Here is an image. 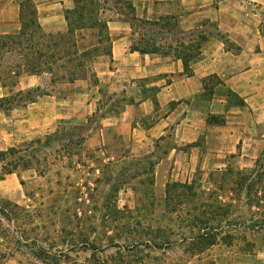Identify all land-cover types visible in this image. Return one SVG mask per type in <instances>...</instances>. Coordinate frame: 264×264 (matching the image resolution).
Masks as SVG:
<instances>
[{"label": "rangeland", "instance_id": "rangeland-1", "mask_svg": "<svg viewBox=\"0 0 264 264\" xmlns=\"http://www.w3.org/2000/svg\"><path fill=\"white\" fill-rule=\"evenodd\" d=\"M127 2L132 0H107L102 18L130 20ZM93 42L94 32H86L82 43ZM14 59L4 55L1 62ZM92 68L93 62L87 77L73 84L25 73L3 76L5 86L0 80V151L13 149L3 156L0 174L1 165L16 166L9 184L13 201L22 193L18 205L0 197V264L9 255L16 264H264V216L245 205L244 189L238 195L223 182L217 190L219 200L234 205L223 223L234 238L206 246L198 242L201 228L187 220L198 199L166 202L161 183H149L146 157L129 155L128 139L105 130L104 146L85 141L100 130L101 115L122 105V93L96 83ZM227 94L229 102L240 103ZM256 159L264 160V137L260 153L244 165L230 159L220 170L199 169L194 189L218 188L220 172L231 169L226 179H233L236 169L257 167Z\"/></svg>", "mask_w": 264, "mask_h": 264}, {"label": "crops", "instance_id": "crops-1", "mask_svg": "<svg viewBox=\"0 0 264 264\" xmlns=\"http://www.w3.org/2000/svg\"><path fill=\"white\" fill-rule=\"evenodd\" d=\"M20 1L0 0V35L19 29ZM32 1L45 33L66 31L64 12L73 0ZM132 6L136 17H168L178 29L155 33L156 43L165 44L162 51L140 53L130 49L138 36L130 21L107 19L110 55L94 58L93 75L96 83L122 93V105L112 115H101L100 130L85 141L104 146L105 130L128 139L129 155L146 157L149 183H161L165 196L169 182L200 181L199 169L220 170L230 159L244 165L256 157L264 137V0H132ZM200 31L207 38L190 64L192 74L186 75L174 47ZM86 32H94L95 42L82 43ZM96 38L94 29L78 36L84 47L95 45ZM76 81L81 79L70 83ZM228 91L242 103L229 102ZM213 114L224 119L216 123ZM14 176L0 179V197L13 201L9 184ZM21 195L15 205L21 204ZM3 260L16 264L12 255Z\"/></svg>", "mask_w": 264, "mask_h": 264}, {"label": "trees", "instance_id": "trees-1", "mask_svg": "<svg viewBox=\"0 0 264 264\" xmlns=\"http://www.w3.org/2000/svg\"><path fill=\"white\" fill-rule=\"evenodd\" d=\"M106 1L73 0V6L64 12L67 24L66 31L45 33L37 21L34 2L21 0L19 29L16 32L0 35V80L3 79V76L18 77L22 73L38 76L47 75L49 76V83L52 84L56 80L73 82L77 79L86 78L96 56L104 53L110 55L111 39L108 34L107 19L101 16V12L104 10L103 3ZM126 7L130 15L131 27H139L137 29L139 30L138 36L132 40L130 49L140 53L162 51L165 44L156 43L155 33L163 32L164 28L168 31L177 30V22L168 17L160 19L162 21L138 18L133 14L134 8L131 2H127ZM84 29L96 30L97 43L95 45L84 47L79 44L78 36ZM191 33L195 32L192 31ZM206 38L207 35L204 32H196L193 40L190 39L187 43L179 42L174 47L175 55L182 60L184 74H192L190 64L199 56L201 43ZM103 43L107 44L105 51L104 47L99 50V46ZM168 47L170 48L171 44ZM4 55H15L16 59L3 64L1 58ZM13 83L15 84L16 80ZM1 86H5V82ZM35 89L40 90V87L36 86ZM33 99L34 96L27 98L31 101ZM153 102L157 104L155 99ZM240 102L242 103L241 100ZM8 151H13V149L0 151V162L4 160L3 156ZM255 166L257 167L249 172L236 169L233 179H226V176L231 172V169L227 168L219 173L222 185L220 184L218 188L210 191H197L194 189V183L169 182L166 184L165 200L166 202H173L177 198L179 203L183 204L186 198L198 199V204L195 203L193 208L186 211L187 215L191 216L187 220L192 221V226L200 227L202 230V233L198 235V242L206 246L213 245L217 240L231 243L234 234L229 230H224L223 223L228 220L234 205L230 201L219 200L216 197L217 190L223 189V182L224 184L231 182L229 189L232 192L236 190L238 195L244 189L245 205L256 207L259 211L261 210L264 216V160L260 162V159H256ZM15 167L5 168L4 165H1L3 170L0 179L5 174L14 172ZM178 189L180 192L174 193ZM261 191L262 193H260ZM6 202L10 203L9 201ZM0 211L2 212L1 207ZM212 223L216 226H211Z\"/></svg>", "mask_w": 264, "mask_h": 264}]
</instances>
